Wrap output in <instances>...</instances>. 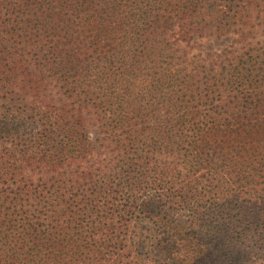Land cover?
Wrapping results in <instances>:
<instances>
[{"label":"trees","instance_id":"obj_1","mask_svg":"<svg viewBox=\"0 0 264 264\" xmlns=\"http://www.w3.org/2000/svg\"><path fill=\"white\" fill-rule=\"evenodd\" d=\"M9 133L0 264L264 255V0H0Z\"/></svg>","mask_w":264,"mask_h":264},{"label":"rangeland","instance_id":"obj_2","mask_svg":"<svg viewBox=\"0 0 264 264\" xmlns=\"http://www.w3.org/2000/svg\"><path fill=\"white\" fill-rule=\"evenodd\" d=\"M230 41L229 38L225 39H216L212 35L208 36L206 39L201 40V46H198V48H203V49H210V48H220L224 46L226 43ZM59 94L51 93V97L53 101L57 99ZM58 103L59 101L56 100ZM86 124L89 130V135L92 137V140H94L95 136H97L99 133V127L95 124L94 119L91 117H87L86 119ZM35 128H31L30 125V130L24 134H29L32 132V130ZM17 140L16 135L14 133H9V134H0V144L2 142H5L6 144H11L12 142H15ZM113 155H116V152L113 153ZM110 156L109 151L105 150L103 147H95L94 151L90 152L86 159L82 162L83 166L87 168V170H95L96 167H100L102 163L106 161V159ZM132 214V213H131ZM127 215V214H126ZM134 217V214H132ZM148 217H145V220L143 221L144 225H148ZM134 224V221H132L131 226ZM129 226V228H131ZM133 228V226H132ZM135 229H132L134 231ZM159 230H154V232H157ZM132 233V232H131ZM221 235V236H220ZM219 235V238L216 239L215 245L213 246L214 248H210V251L207 250L204 254H209L210 258L214 260L213 264H264V255L261 256H256L254 258L252 255H248L245 252L241 251L238 252L237 250H230V248L224 249L222 246H219L220 243L226 242L222 238V234ZM217 235H214L216 237ZM206 240H210L208 237H206ZM149 245L148 249L151 248V243L152 241L149 240ZM226 245V243H224ZM154 258L158 259H152L148 258L146 260V264H161V259L159 255H155Z\"/></svg>","mask_w":264,"mask_h":264}]
</instances>
